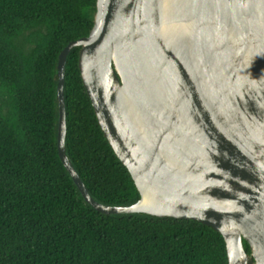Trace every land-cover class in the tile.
<instances>
[{
  "label": "water",
  "instance_id": "1",
  "mask_svg": "<svg viewBox=\"0 0 264 264\" xmlns=\"http://www.w3.org/2000/svg\"><path fill=\"white\" fill-rule=\"evenodd\" d=\"M74 48L98 126L139 194L129 206L95 201L66 155ZM56 79L58 156L87 204L197 221L223 237L228 264H264V0H96Z\"/></svg>",
  "mask_w": 264,
  "mask_h": 264
},
{
  "label": "trees",
  "instance_id": "2",
  "mask_svg": "<svg viewBox=\"0 0 264 264\" xmlns=\"http://www.w3.org/2000/svg\"><path fill=\"white\" fill-rule=\"evenodd\" d=\"M95 1L0 0V264H228L223 237L197 221L97 212L61 163L58 55L88 35ZM77 61L74 48L66 155L95 201L129 206L139 194L98 126Z\"/></svg>",
  "mask_w": 264,
  "mask_h": 264
}]
</instances>
